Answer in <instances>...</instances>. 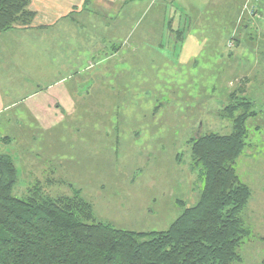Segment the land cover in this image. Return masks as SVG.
I'll use <instances>...</instances> for the list:
<instances>
[{
	"label": "rangeland",
	"instance_id": "374dc122",
	"mask_svg": "<svg viewBox=\"0 0 264 264\" xmlns=\"http://www.w3.org/2000/svg\"><path fill=\"white\" fill-rule=\"evenodd\" d=\"M147 1L150 8L139 13L117 12V35L96 42L103 55L87 63L76 100L66 79L49 89L48 123L0 122L18 170L13 194L31 195L33 174L44 170L49 183L41 184L42 193L52 199L77 193L91 204L95 221L135 232L165 230L196 203L203 186L189 139L197 131L230 132L231 122L217 112L244 96L256 115L247 121V145L234 166L251 193L241 212L250 235L234 264H264V38L247 21L259 10L252 0L206 6L198 0L199 12L190 15L199 13L200 20L179 40L181 26L157 17L161 1ZM92 8L77 19L97 38L104 21Z\"/></svg>",
	"mask_w": 264,
	"mask_h": 264
},
{
	"label": "trees",
	"instance_id": "16d2710c",
	"mask_svg": "<svg viewBox=\"0 0 264 264\" xmlns=\"http://www.w3.org/2000/svg\"><path fill=\"white\" fill-rule=\"evenodd\" d=\"M27 6L28 0H0V32L28 25L34 13ZM252 9H257L255 4ZM179 28L180 40L187 27ZM217 115L231 122L230 132L189 139L203 186L196 203L186 206L165 230L135 232L95 221L91 204L77 193L52 199L42 193L41 184H34L28 197H17L15 163L0 152V264L240 262L238 249L250 235L241 212L251 193L234 165L247 145V121L256 111L243 96L239 102L230 100ZM9 139L2 137L0 143Z\"/></svg>",
	"mask_w": 264,
	"mask_h": 264
},
{
	"label": "crops",
	"instance_id": "0c3cea01",
	"mask_svg": "<svg viewBox=\"0 0 264 264\" xmlns=\"http://www.w3.org/2000/svg\"><path fill=\"white\" fill-rule=\"evenodd\" d=\"M88 1V4H85V0H28L27 8L34 13L30 23L24 26L14 25L0 32V122L48 123L49 89L65 83L68 79L72 81L68 90L73 91V95H69V98L72 97L73 100H76L78 86H82L86 81L82 77L85 75L82 74L86 70L87 63L94 59L101 60L98 56L100 53L102 54V50L101 47L96 46L98 44L96 42L100 43L103 37L117 35V12L127 11L126 15H128L134 11L139 13L141 10L150 8V1L147 0ZM160 1L157 7L159 11L157 17L163 22L169 21V25L186 27L188 24L186 32L191 26V21H195L197 18L200 20L199 13L195 15L194 19L190 15L191 10L196 9L195 12H199L195 7V2L198 0H183L185 5L179 4V0ZM252 1L259 10L258 18H248L247 21H253L250 27L258 26L259 32L256 35L261 42L264 38V30L259 22L264 23L262 12L264 11V0ZM203 2L206 6L209 0H203ZM91 7H93L92 11L94 10L95 17L98 16L97 12H100L102 15H99V21H104V25H99L101 30L97 38L93 33L94 30H85L82 19H77L78 14L83 13L82 15L85 16ZM91 23L90 19L89 25ZM103 26L111 28V30H107L109 34L102 31ZM244 28L246 30L248 24H245ZM126 37H128V33H126ZM257 49L256 46L255 52ZM87 55H93V57L89 60ZM2 137L9 136L4 135L0 138ZM10 142L9 139L8 142L0 143L3 145V147L0 145V148H3L15 163L9 148ZM43 171L33 174L31 180L35 184L49 183V175L44 174Z\"/></svg>",
	"mask_w": 264,
	"mask_h": 264
},
{
	"label": "water",
	"instance_id": "95a60500",
	"mask_svg": "<svg viewBox=\"0 0 264 264\" xmlns=\"http://www.w3.org/2000/svg\"><path fill=\"white\" fill-rule=\"evenodd\" d=\"M198 135H199V131H197Z\"/></svg>",
	"mask_w": 264,
	"mask_h": 264
}]
</instances>
